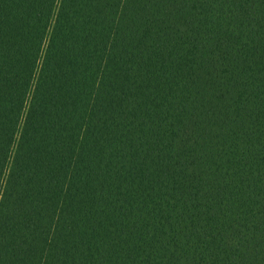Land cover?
<instances>
[{
	"label": "trees",
	"instance_id": "16d2710c",
	"mask_svg": "<svg viewBox=\"0 0 264 264\" xmlns=\"http://www.w3.org/2000/svg\"><path fill=\"white\" fill-rule=\"evenodd\" d=\"M0 264H264V0H0Z\"/></svg>",
	"mask_w": 264,
	"mask_h": 264
}]
</instances>
